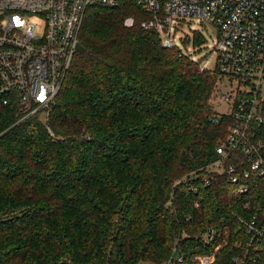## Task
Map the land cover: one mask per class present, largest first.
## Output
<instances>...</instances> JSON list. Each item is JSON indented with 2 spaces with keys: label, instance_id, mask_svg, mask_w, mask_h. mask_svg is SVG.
<instances>
[{
  "label": "trees",
  "instance_id": "1",
  "mask_svg": "<svg viewBox=\"0 0 264 264\" xmlns=\"http://www.w3.org/2000/svg\"><path fill=\"white\" fill-rule=\"evenodd\" d=\"M129 8L139 17L132 27ZM142 14L129 0L89 9L86 52L47 124L41 114L17 123L13 109L0 111V264H163L179 238L189 264L212 255L228 264L245 240L233 218L247 214L245 197L224 176L203 185L231 125V116L211 122L218 73L164 48ZM204 42L196 33L188 43ZM225 165L245 163L237 152ZM253 182L262 198V182ZM210 226L219 236L208 246Z\"/></svg>",
  "mask_w": 264,
  "mask_h": 264
},
{
  "label": "built area",
  "instance_id": "2",
  "mask_svg": "<svg viewBox=\"0 0 264 264\" xmlns=\"http://www.w3.org/2000/svg\"><path fill=\"white\" fill-rule=\"evenodd\" d=\"M123 1L0 0V111L13 109L17 123L45 113L48 123L50 108L78 54L89 9L118 8ZM129 1L149 17L142 27L157 31L167 49L181 50L184 38L177 40V27L185 20L198 19L214 28L216 43L202 70L228 78L231 89L220 98L227 114L217 113L211 122L220 125L223 117L231 116V125L217 146L220 159L208 169L203 185L209 187L224 176L235 194L245 197L247 214H233L235 229L245 240L235 243L228 264H264V0ZM134 24V18L125 21L128 27ZM213 63L216 70L211 69ZM234 82L237 88H232ZM237 152L245 166L225 165ZM254 180L262 182V198L253 194ZM199 188L192 184L190 192L198 193ZM218 236L219 230L210 226L202 235L203 243L212 245ZM196 258L201 264L215 260L213 255ZM163 264H189L180 238Z\"/></svg>",
  "mask_w": 264,
  "mask_h": 264
},
{
  "label": "rangeland",
  "instance_id": "3",
  "mask_svg": "<svg viewBox=\"0 0 264 264\" xmlns=\"http://www.w3.org/2000/svg\"><path fill=\"white\" fill-rule=\"evenodd\" d=\"M136 13H137V11L134 8H129L125 12V15H124V25H125V21L129 18H134V19L139 18V17H135ZM147 18L149 19V17L147 15L142 14V18H141L142 20L141 21L143 22ZM31 20H32V22L38 23L41 26V22L39 20H37V19H31ZM141 26H142V24H141ZM126 27H128V26H126ZM177 28H178L177 37H176L177 40L184 38V39H181V50H182L181 52L185 56L189 57L192 61L197 62L200 65V71L201 72H207L208 73L207 70H202V68H203L204 61L212 53L211 51L214 48L215 43H216V36H215L214 28L208 24L202 23L198 19L185 20V21L179 23ZM196 33H200L205 38V42H204L203 46L201 47V49L193 48L192 44L188 43L189 41H191V42L193 41L194 35ZM187 38H189V39H187ZM211 69L216 70V65L214 63L212 64ZM210 72H214V71H210ZM237 86H238L237 82H234L232 85V88H237ZM215 87L218 88L217 93H219L217 98L213 99V101H212L214 104L215 111L217 113H220V114H227L228 108L221 101L220 98H221V94L223 92H228L229 89H231V82L229 81L228 78H225L221 74H218ZM40 121L44 125L47 124V115L45 113H41ZM193 261L199 262V260L196 257L193 259ZM142 264H156V263H154L152 261H145Z\"/></svg>",
  "mask_w": 264,
  "mask_h": 264
},
{
  "label": "water",
  "instance_id": "4",
  "mask_svg": "<svg viewBox=\"0 0 264 264\" xmlns=\"http://www.w3.org/2000/svg\"><path fill=\"white\" fill-rule=\"evenodd\" d=\"M76 50L78 54H84L86 52V48L81 43H78Z\"/></svg>",
  "mask_w": 264,
  "mask_h": 264
}]
</instances>
